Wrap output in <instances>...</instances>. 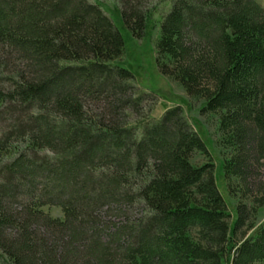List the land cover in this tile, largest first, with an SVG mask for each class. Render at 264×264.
I'll use <instances>...</instances> for the list:
<instances>
[{
  "label": "trees",
  "instance_id": "trees-1",
  "mask_svg": "<svg viewBox=\"0 0 264 264\" xmlns=\"http://www.w3.org/2000/svg\"><path fill=\"white\" fill-rule=\"evenodd\" d=\"M114 2L135 37L168 2L156 62L218 114L235 216L183 107L143 114L98 1L0 0V264H264V221L236 238L264 206V5Z\"/></svg>",
  "mask_w": 264,
  "mask_h": 264
},
{
  "label": "rangeland",
  "instance_id": "rangeland-1",
  "mask_svg": "<svg viewBox=\"0 0 264 264\" xmlns=\"http://www.w3.org/2000/svg\"><path fill=\"white\" fill-rule=\"evenodd\" d=\"M102 5V8L112 19L120 31L123 41V54L113 60V63L129 69L134 82L140 90L151 94L148 96L144 106L143 114L148 117L158 118L164 110L170 106L180 104L193 127L205 142L209 151V156L201 152H193L191 162L195 165H201L206 161L214 164L215 181L219 191L226 199L228 209L232 218L235 216L234 207L239 199L227 191L225 178L223 175V159L228 156L226 150L220 142L221 134L218 129L219 118L214 112L202 113L201 107L204 100L191 98L186 95L183 87L171 78L163 75L156 62V39L159 35V23L162 14L167 10L168 2H159L154 9L155 12L148 23L145 34L142 37H135L130 30L123 24L118 13V8L114 0H96ZM264 5V0H260ZM246 202L244 199L242 200ZM248 204H250L247 201ZM44 211L53 217H62L63 213L60 207L47 205L43 207ZM249 219L244 226L237 230L236 238L244 239L252 236L264 221V206L259 208L254 215L251 213V207L248 206ZM253 221V227L247 225ZM254 264H262L255 262Z\"/></svg>",
  "mask_w": 264,
  "mask_h": 264
}]
</instances>
